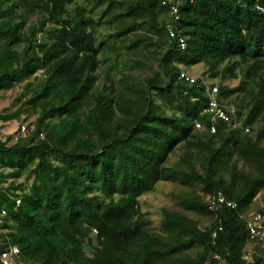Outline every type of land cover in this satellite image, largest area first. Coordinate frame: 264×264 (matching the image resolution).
Masks as SVG:
<instances>
[{"label": "trees", "instance_id": "16d2710c", "mask_svg": "<svg viewBox=\"0 0 264 264\" xmlns=\"http://www.w3.org/2000/svg\"><path fill=\"white\" fill-rule=\"evenodd\" d=\"M87 3L0 0V90L25 82V99L0 120L38 112L26 136L0 137V264L8 245L20 249L12 264H245L249 244L261 264L264 240L249 239L242 216L264 188V0H184L177 22L166 0ZM142 48L149 65L132 57ZM113 58L130 71L98 89L97 71ZM142 65L150 74L133 71ZM196 65L206 79L187 77ZM228 77L242 78L231 87ZM209 87L235 109L215 132ZM165 181L199 182L236 207L183 194V211L163 208L152 229L139 199ZM196 246L199 258L172 261Z\"/></svg>", "mask_w": 264, "mask_h": 264}, {"label": "rangeland", "instance_id": "374dc122", "mask_svg": "<svg viewBox=\"0 0 264 264\" xmlns=\"http://www.w3.org/2000/svg\"><path fill=\"white\" fill-rule=\"evenodd\" d=\"M80 3L84 2L88 5L87 0H78ZM89 7V6H88ZM39 17L38 12H33L30 14L28 23H33L37 21ZM105 31V30H104ZM105 32H112V30H106ZM151 48H142L135 54H132V57L135 59L141 60V62H146L148 65L151 64V60L147 58V54ZM124 50V49H123ZM129 64H126L123 60L118 62L119 69L117 68V63L115 58H113L112 63L109 61L103 62L98 69V82L96 87L98 89H103L104 87H108L111 85L117 84L118 79L121 77L122 71L128 72L130 71ZM137 70H133L137 73H141V75L150 74V70L147 66L142 65L138 66ZM191 74L194 77L205 75L206 68L203 65H196L191 67ZM132 71V72H133ZM39 77V76H38ZM207 74L205 75V79L207 78ZM241 78L232 79L228 77L224 80L225 85H229L231 87H236L240 84ZM38 81L36 78H32L31 81ZM211 83L217 85L219 83V79H211ZM25 82H21L17 84L15 87L7 90H0V112L2 113H11L14 112L21 105L22 101L25 97H20L24 90ZM38 116V112L33 111L31 109L30 112H24L21 114L20 118L12 119L8 121L0 120V137L5 138V136L11 135L12 132L17 131L18 124L20 122L33 123L36 117ZM182 155V150L177 148V150L173 153L169 164L173 165L175 162H179ZM242 165V164H240ZM24 178H20L17 181H23ZM10 181V179H8ZM31 180L29 181V183ZM192 192H197L198 195L204 196L205 200L209 202L208 197L210 193H205L203 184L196 182L192 186H186L181 183H172V182H160L157 184L154 190L142 195L139 199L141 210L146 213L147 217L151 221L152 229H159L161 220L163 218V208H167L174 211H183L182 206L180 204L181 197L183 194H188ZM264 209V188L258 193L255 200L251 204L249 212H256L258 210ZM188 216L193 220H198L202 227L211 225L213 222V217L211 215L202 216L196 212L189 211L187 212ZM94 238V243H96V232L92 233ZM88 251H91L88 249ZM203 249L199 246L194 247L186 251L183 254H179L176 256H171L173 260H183L186 256L190 257H200Z\"/></svg>", "mask_w": 264, "mask_h": 264}, {"label": "built area", "instance_id": "2783aa9c", "mask_svg": "<svg viewBox=\"0 0 264 264\" xmlns=\"http://www.w3.org/2000/svg\"><path fill=\"white\" fill-rule=\"evenodd\" d=\"M167 2H171L172 6H171V16L174 17V20L177 22L180 15H179V5L184 1V0H166ZM177 31V27L169 24L168 25V32L170 34L171 37H175L176 36V32ZM180 46L182 49L186 48V40L184 39V37H180ZM185 73H182V76ZM188 78H190V80H194V76H188ZM217 92V87H209L208 88V94L210 96V101H209V105L204 109V112H208L211 113V122H212V126H211V131L215 132L216 128H215V124L217 122L218 119H223L226 121H229L230 119V115L235 113V109L234 107H227L225 105H221L217 99L215 98V93ZM230 111V112H229ZM196 127H202V123L197 121L195 123ZM233 125L236 126V121L233 122ZM33 129V127H29L27 122H20L18 124V128L17 131H14L11 133V135L13 136L12 140L16 141L19 137H23L26 136L30 130ZM1 134V133H0ZM209 203L211 204V208L212 209H216L218 206H220L222 203H226L228 206L230 207H236V203L233 201L228 200L222 193H217V194H209L208 197ZM17 202L19 203L20 200H17ZM6 211L3 210L1 215H5ZM244 214V216H242L243 219H245L246 221V226H247V230L249 233V239L252 240H256L254 242L258 241H263L264 240V213L261 210L258 211H254V212H249L248 215ZM2 218L0 217V222H1ZM216 231L214 230L213 232V238L216 237ZM261 246H264V243H261ZM19 248L16 245H8L7 248H5L2 251L1 254V259L3 261L4 264H12L13 262H15L16 259L19 258ZM254 245L253 244H249L246 248H245V252L243 253V260L245 261V264H254ZM213 258L216 260L221 261L222 263L226 262L225 259H223L219 254H214ZM261 264H264V260L262 261Z\"/></svg>", "mask_w": 264, "mask_h": 264}]
</instances>
